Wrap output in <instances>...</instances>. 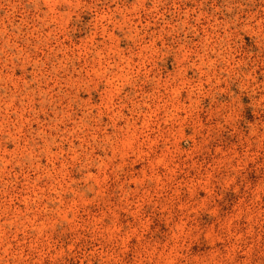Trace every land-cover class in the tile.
Segmentation results:
<instances>
[{
    "label": "rangeland",
    "instance_id": "1",
    "mask_svg": "<svg viewBox=\"0 0 264 264\" xmlns=\"http://www.w3.org/2000/svg\"><path fill=\"white\" fill-rule=\"evenodd\" d=\"M0 264H264V0H0Z\"/></svg>",
    "mask_w": 264,
    "mask_h": 264
}]
</instances>
